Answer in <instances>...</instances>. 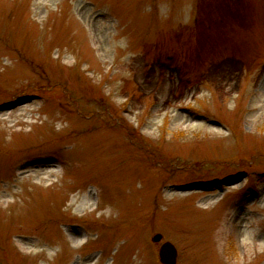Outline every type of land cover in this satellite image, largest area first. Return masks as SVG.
I'll return each instance as SVG.
<instances>
[{
	"label": "rangeland",
	"instance_id": "obj_1",
	"mask_svg": "<svg viewBox=\"0 0 264 264\" xmlns=\"http://www.w3.org/2000/svg\"><path fill=\"white\" fill-rule=\"evenodd\" d=\"M165 241L264 264V0H0V264Z\"/></svg>",
	"mask_w": 264,
	"mask_h": 264
},
{
	"label": "water",
	"instance_id": "obj_2",
	"mask_svg": "<svg viewBox=\"0 0 264 264\" xmlns=\"http://www.w3.org/2000/svg\"><path fill=\"white\" fill-rule=\"evenodd\" d=\"M161 234H155L152 241L155 243L161 242ZM158 258L161 264H176L177 250L170 242L161 243L158 249Z\"/></svg>",
	"mask_w": 264,
	"mask_h": 264
}]
</instances>
